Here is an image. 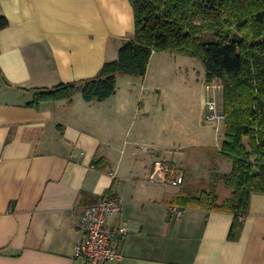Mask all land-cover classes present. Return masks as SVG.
I'll list each match as a JSON object with an SVG mask.
<instances>
[{
  "label": "crops",
  "instance_id": "obj_1",
  "mask_svg": "<svg viewBox=\"0 0 264 264\" xmlns=\"http://www.w3.org/2000/svg\"><path fill=\"white\" fill-rule=\"evenodd\" d=\"M0 16L9 21L0 31V264H88L75 256L79 219L106 195L123 203L109 226L128 229L114 264H264V194L252 196L234 241V215L171 204L197 191L213 163L222 174L232 164L220 156L223 124L205 121L203 85L193 130L173 131L166 107H147L153 61L167 52L152 56L145 78L119 76L105 102L77 93L28 106L35 89L94 78L118 58L135 33L131 0H0ZM156 162L181 169L185 183L166 185ZM218 192L231 195L223 182Z\"/></svg>",
  "mask_w": 264,
  "mask_h": 264
},
{
  "label": "trees",
  "instance_id": "obj_2",
  "mask_svg": "<svg viewBox=\"0 0 264 264\" xmlns=\"http://www.w3.org/2000/svg\"><path fill=\"white\" fill-rule=\"evenodd\" d=\"M131 4L135 33L124 41L115 61L104 64L94 78L35 89L28 106L39 109L46 102H71L77 93L88 103L105 102L116 95L119 76L145 78L155 53L199 59L206 80L223 85L220 156L231 162L232 170L222 174L213 163L209 179L197 191H180L171 204L234 215L229 239L237 240L252 196L264 194V0H131ZM8 27V19L0 16V31ZM208 33L213 36L209 41ZM221 182L231 191L223 201L218 192Z\"/></svg>",
  "mask_w": 264,
  "mask_h": 264
},
{
  "label": "built area",
  "instance_id": "obj_3",
  "mask_svg": "<svg viewBox=\"0 0 264 264\" xmlns=\"http://www.w3.org/2000/svg\"><path fill=\"white\" fill-rule=\"evenodd\" d=\"M205 121L210 124H223L225 116L220 109V91L223 85L217 81H205ZM155 169L163 175L166 185L179 188L185 183V173L167 162H156ZM123 203L117 198L102 197L97 203L86 206L79 219V229L84 235L83 241L76 247L75 256L84 259L88 264H114L122 258L115 241L122 240L128 234L126 226L111 227L108 219L121 214ZM170 212L177 217L182 216V210L171 207ZM245 217L241 218L244 221Z\"/></svg>",
  "mask_w": 264,
  "mask_h": 264
},
{
  "label": "rangeland",
  "instance_id": "obj_4",
  "mask_svg": "<svg viewBox=\"0 0 264 264\" xmlns=\"http://www.w3.org/2000/svg\"><path fill=\"white\" fill-rule=\"evenodd\" d=\"M212 38L210 33L205 36L207 41ZM166 55L167 57L158 56L153 61L146 84L145 103L147 107H166V117L171 119L172 126L174 125L173 131L180 130L181 126H175L176 123H187L193 130L194 124L199 120L202 85L205 100L209 98L206 93L204 66L197 58L173 52H167ZM134 89L136 92L139 91L137 88ZM158 111L155 115V122L158 127H163L164 115L160 113L162 110Z\"/></svg>",
  "mask_w": 264,
  "mask_h": 264
}]
</instances>
